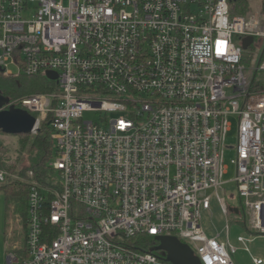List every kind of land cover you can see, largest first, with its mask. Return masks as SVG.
<instances>
[{
	"label": "built area",
	"instance_id": "2783aa9c",
	"mask_svg": "<svg viewBox=\"0 0 264 264\" xmlns=\"http://www.w3.org/2000/svg\"><path fill=\"white\" fill-rule=\"evenodd\" d=\"M232 2L0 0V74L57 75L55 91L6 106L36 118L33 135L50 120L57 156L49 186L31 185L23 246L5 264H171L138 249L141 235L235 264L203 228L207 193L225 183L232 115L241 205L219 201L264 235V15H233Z\"/></svg>",
	"mask_w": 264,
	"mask_h": 264
},
{
	"label": "rangeland",
	"instance_id": "374dc122",
	"mask_svg": "<svg viewBox=\"0 0 264 264\" xmlns=\"http://www.w3.org/2000/svg\"><path fill=\"white\" fill-rule=\"evenodd\" d=\"M250 11H261L264 15V10L261 8V0H249ZM15 70L14 67H11ZM258 78L264 81V73H259ZM28 95L24 98H18L15 102L22 99L29 98L37 94ZM122 115L117 113L109 114L108 118H120ZM105 119V115H100L96 112H87L84 115V120L93 121L95 123H101L102 119ZM229 122L231 124L230 131L226 137V149L224 151V165L227 169V173L224 176V185L218 191H208V195L212 196V208L210 211L203 213V228L206 234L211 238H217L220 243H224L233 259L235 264H253V258L264 259V235H252L253 232L249 230L245 221L240 220L235 214L231 213L226 215L222 209L219 199H226L228 208H237L241 205V200L238 196V190L236 184L233 182L236 176V165L233 161L237 157L236 145L238 142V117L230 116ZM33 135V134H32ZM22 135H0V151L2 146L8 149V153L5 155L9 157L10 165L17 163L16 159L18 155L14 152L15 148L19 146V141ZM7 172V170H5ZM9 173V172H8ZM18 180L17 177H10L9 180ZM7 184V183H6ZM6 184H0V264H5L7 253L13 251V247L19 243L23 246V216L20 212L15 214L14 206L7 201V195L4 187ZM15 211V212H14ZM239 237L252 239L251 243L243 244L239 242ZM237 248L236 253H232L230 246ZM20 246V247H21ZM246 247L250 252L246 251Z\"/></svg>",
	"mask_w": 264,
	"mask_h": 264
},
{
	"label": "trees",
	"instance_id": "16d2710c",
	"mask_svg": "<svg viewBox=\"0 0 264 264\" xmlns=\"http://www.w3.org/2000/svg\"><path fill=\"white\" fill-rule=\"evenodd\" d=\"M250 8L249 0H233L232 2L233 15H246ZM261 8L264 10V0H261ZM49 91H55L54 83L45 76L0 74V93L9 98L12 103H15L16 99L20 97L24 98L28 95ZM3 134L0 131V135ZM8 152V149L2 146L0 171L6 172L5 170H7L9 178L17 177L19 179L8 180L4 189L7 201L15 208V214L20 212L23 216L22 220L25 221L31 185L38 183L41 186H49L54 175L50 164L57 156V149L50 120L42 125L37 134L21 136L19 146L14 150L18 155L15 165L9 164L11 160L5 156ZM135 240L138 249L144 251H151L159 245L153 236L141 235ZM157 254L161 255L162 253L157 252Z\"/></svg>",
	"mask_w": 264,
	"mask_h": 264
},
{
	"label": "water",
	"instance_id": "95a60500",
	"mask_svg": "<svg viewBox=\"0 0 264 264\" xmlns=\"http://www.w3.org/2000/svg\"><path fill=\"white\" fill-rule=\"evenodd\" d=\"M233 1V0H231ZM253 38H247L244 42V49L247 50ZM47 78L56 80L57 75L52 72L47 73ZM10 104V99L0 93V131L5 135H31L36 125V118L28 111ZM238 213V210H234ZM159 245L152 249L153 252H162L165 261L171 264H202L192 248L180 241L175 236H156Z\"/></svg>",
	"mask_w": 264,
	"mask_h": 264
},
{
	"label": "bare ground",
	"instance_id": "6f19581e",
	"mask_svg": "<svg viewBox=\"0 0 264 264\" xmlns=\"http://www.w3.org/2000/svg\"><path fill=\"white\" fill-rule=\"evenodd\" d=\"M10 103H11V101H10Z\"/></svg>",
	"mask_w": 264,
	"mask_h": 264
}]
</instances>
